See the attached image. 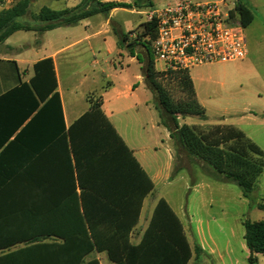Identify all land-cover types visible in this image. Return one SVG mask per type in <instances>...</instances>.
I'll list each match as a JSON object with an SVG mask.
<instances>
[{
  "label": "trees",
  "instance_id": "16d2710c",
  "mask_svg": "<svg viewBox=\"0 0 264 264\" xmlns=\"http://www.w3.org/2000/svg\"><path fill=\"white\" fill-rule=\"evenodd\" d=\"M35 1L15 0L11 8L0 11V43L19 31L42 35L96 15L107 17L114 8L152 5L151 0H133L132 5L82 0L73 8L44 6L33 13ZM233 16L245 29L254 20L243 0H235ZM114 32L119 46L133 55L138 45L152 46L156 24H144L142 43H130L127 34ZM34 72L29 83L0 97V264H100L90 258L94 253H106L113 264H189L194 255L199 260L200 247L191 246L183 223L165 199L158 202L141 243H131L152 182L105 115L102 96L89 95V111L66 130L53 61L38 62ZM144 75L161 125L179 153L213 180L237 185L250 199L264 171L263 150L231 125L199 129L180 124V118L207 121L190 71L159 72L148 53ZM175 90L184 98L175 99ZM38 121L44 137L59 136L55 145L34 157L32 132ZM50 150L55 152L52 165L37 167L40 160L47 161ZM16 152L22 154V164H13ZM257 208L264 212V200ZM243 226L251 252L248 262L255 264L253 255L264 254V220L246 219Z\"/></svg>",
  "mask_w": 264,
  "mask_h": 264
},
{
  "label": "crops",
  "instance_id": "0c3cea01",
  "mask_svg": "<svg viewBox=\"0 0 264 264\" xmlns=\"http://www.w3.org/2000/svg\"><path fill=\"white\" fill-rule=\"evenodd\" d=\"M81 1L82 0H74L73 3H70L69 0H36L33 4V8H35V13H38L44 6L54 10H64L77 6ZM243 1L248 5L249 9L254 15V20L251 23L252 25L256 21L258 13L262 12L264 14V0ZM104 2H117L132 5L133 1L124 0V2H119L118 0H104ZM14 3L15 0H0V11L11 8ZM142 13L144 12H137L134 6L132 8L118 7L112 9L105 19H102L104 16L102 14L96 15L94 16L97 17L95 22L92 21V18L94 17H91L82 21L76 26L57 28L52 31L45 32L42 35L36 32L19 31L11 35L5 42L0 43V97L19 87L23 83H29L35 75L34 66L38 62L46 59H51L53 61L57 81V89L55 93H57L61 101L63 125L66 130H68L73 123H75L79 118L89 111L90 104L87 100L89 95L95 94L102 96L103 111L105 115L114 125L128 147L131 149L134 157L137 159L154 186L153 190L143 199L144 201L139 221L131 231L130 241L134 245L141 243L160 199H165L169 203L168 199L166 198V194L160 190V187H165L171 182L172 171L174 167L173 143L170 138L169 131L163 125H161L156 105L154 107V115H156V119L153 128L157 129L158 131H163L166 142L172 143V145L167 146L169 152L167 161L161 163L157 157V146H165L166 142L155 139L153 141V145L147 144L141 135L133 133V128L129 123L130 121H140L146 113L153 114V108L150 107L148 103L149 101H146L147 89L150 91L149 95L152 93L147 85L144 75V69L146 68L147 62L140 63L135 57V53H143L146 57H148V53L145 47L138 45L134 48L133 55L130 54L126 57L122 54L119 55L122 59V62H119V70L117 69V66L113 64V69L115 71L114 75L107 74L103 71H93V75L90 77V83L107 81L106 85L102 86L103 95L98 93L97 90L90 91L88 88H85L88 75L84 71H80L77 74L73 72L70 73L65 79L66 81L64 88L60 79L59 58L63 53L68 52L69 54L65 57L64 62L65 68H69V66H72L73 64H79L80 66L88 52H91L96 58L98 52H96V47L93 46L92 42L101 38H103L105 41L106 39H111V41H113V48L119 49L121 46H119V41L117 40L118 36L115 34L112 28V23H114L116 28L120 30L119 34H127L129 29L134 28V26L142 25V27H144L146 20L143 22L139 16V18L135 16L136 14L141 15ZM123 14H127L132 17L129 19L123 18V16H121ZM139 20H141V22H139ZM63 28H74L76 32L64 30L65 32L63 35H70V37H66L69 39L66 40L64 45H47L45 38L54 33L62 31ZM20 33L33 34L36 44H29L27 36L17 37V35ZM133 38H136V36L132 37V39ZM249 56L250 52L248 51V57L246 60L242 61V63L247 61ZM126 58L128 60L125 63ZM137 61L139 63V70L133 72L131 76L128 73V70L131 67L129 63L134 64ZM93 63L97 64V60L95 59ZM191 78L194 82L198 100L203 105V103L200 101L198 87L192 74ZM111 94H113V96L110 99L108 97ZM253 97L258 102L262 100V94L260 91L253 93ZM245 99L252 100L253 98L246 96ZM125 111L129 112L131 116L130 119L128 118L124 120L122 118L121 114L123 115ZM29 121L30 119L21 127V129L11 136L10 141L15 139V137ZM33 129L32 152L34 153L35 157L39 156L46 146L50 147L53 145L56 137L59 135L47 133L44 137L40 121L34 125ZM45 139L46 142L44 143ZM54 157L55 152L50 150L46 156L47 161L44 162L43 160H40V162L37 163V167L43 166L44 164L51 166L52 162H54ZM13 164H22V154H18V152H16ZM54 185L55 180H53V186ZM244 201L246 204H249V200ZM262 201L263 200H257V202L254 204V207L257 208V204ZM212 202L214 203L215 201ZM218 202L220 204L222 203V207H224L226 200H218ZM169 205L171 206L170 203ZM171 208L183 223L188 240L191 246L194 247L197 244H195L196 239L192 220L188 217L189 223L186 225L180 214L172 206ZM244 221L245 220H242V226ZM189 231L192 235L194 243L189 238ZM197 232L198 233H196V235L198 234V238L200 239V244L198 246L201 249V258L205 257L206 261L204 264H249L248 260L251 256V252L247 248L244 240L245 232L243 234V241L239 245L241 254L237 253V251L233 248L231 240L226 241L221 248L219 243L217 241L215 242L213 239L212 245H209V249L206 250L204 245L205 240L203 239L204 235L202 234L201 229L199 230V228H197ZM105 255L106 253H94L90 258H96L99 260L100 264H104V259L106 257ZM253 256L255 258V264H264V254H254ZM201 258L199 260H201ZM193 259H196L195 255L193 256Z\"/></svg>",
  "mask_w": 264,
  "mask_h": 264
},
{
  "label": "rangeland",
  "instance_id": "374dc122",
  "mask_svg": "<svg viewBox=\"0 0 264 264\" xmlns=\"http://www.w3.org/2000/svg\"><path fill=\"white\" fill-rule=\"evenodd\" d=\"M73 3L74 0H69ZM124 2V0H118ZM133 1V0H131ZM173 0H151L152 5L138 8L136 11L144 12L139 16L143 22L146 20V13L158 9ZM231 1V0H230ZM32 12L35 13V8L32 7ZM123 18H131L132 16L123 14ZM138 17V18H139ZM107 18L103 16L102 19ZM30 20V15L27 17ZM97 17L92 18L96 21ZM139 20V22H141ZM113 30L120 32L116 25L112 23ZM64 30H71L76 32L74 28H63L62 31L54 33L45 38L47 45H64L70 35H63ZM70 32V31H67ZM82 32V31H81ZM144 32L142 25L134 26L129 29L127 35L129 42L138 40L140 43L144 41L140 35ZM75 34V33H73ZM19 36H27L28 43L36 44L34 35L31 33H20ZM136 36V38H133ZM246 39L248 51L250 52L249 59L245 62L212 64L202 67L193 68L190 74L193 75L196 85L198 87L200 101L203 103L207 113V121H201L197 118H180V124H187L191 127L199 129H208L214 125H231L241 130L252 142L259 146L264 152V14L258 13L256 21L246 28ZM119 41V37L117 38ZM113 41L101 38L93 41V46L96 48V58L91 52L85 55L82 64H73L69 68H65V57L69 54L63 53L59 58L60 79L65 88V79L70 73H78L84 71L88 75L85 88L90 91L97 90L103 95L102 86L106 85L107 81L90 83V77L93 71L105 72L114 75L113 64L119 70V62H122L120 54L129 56L130 53L125 46L119 49L113 48ZM147 53L155 60L152 46L145 44ZM138 48V47H137ZM136 60L140 63H146L147 57L143 53H135ZM97 60V64L93 63ZM125 59V63L127 62ZM124 61V60H123ZM130 64L128 73L139 70V63ZM162 64H157L156 69H161ZM260 91L262 100L256 101L253 93ZM148 89L146 91V101L153 111V114L146 113L140 121H130V126L133 128L134 134H139L144 138L147 144L153 145L155 139L165 140L163 131H158L153 128L156 115H154V107L156 101L154 96L149 95ZM99 96V95H97ZM111 94L108 98H112ZM252 97V100L245 99ZM175 99L184 98V94L179 90L174 92ZM156 114V113H155ZM124 120L130 119V114L125 111L122 115ZM173 143V141H172ZM172 143H167L165 146H157V157L161 163L167 161L169 157L168 147ZM174 167L172 171V180L167 186H161L166 194L171 206L180 214L186 225L188 217L192 220L194 235L197 245L200 244L197 228L201 229L204 235V245L206 250L212 241L222 245L228 240H231L233 248L240 253L239 245L243 241V234L245 232L242 226V220L249 219L251 221H263L264 212L254 207L257 200H264V171L258 178L255 191L250 199L243 196L241 189L233 183H219L206 174H204L196 164L190 162L185 153H179L173 143ZM185 166L183 168H178ZM218 200H226L225 206L222 207ZM244 200H249V204ZM212 201H215L214 203ZM190 240L193 242L190 231L188 232ZM194 243V242H193ZM106 256V255H105ZM205 257L201 260L192 259L189 264H204ZM104 264H112L107 256L104 259Z\"/></svg>",
  "mask_w": 264,
  "mask_h": 264
},
{
  "label": "built area",
  "instance_id": "2783aa9c",
  "mask_svg": "<svg viewBox=\"0 0 264 264\" xmlns=\"http://www.w3.org/2000/svg\"><path fill=\"white\" fill-rule=\"evenodd\" d=\"M235 0H173L146 13L155 22L152 43L159 72L242 62L248 57L246 29L233 16Z\"/></svg>",
  "mask_w": 264,
  "mask_h": 264
}]
</instances>
